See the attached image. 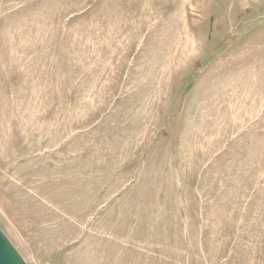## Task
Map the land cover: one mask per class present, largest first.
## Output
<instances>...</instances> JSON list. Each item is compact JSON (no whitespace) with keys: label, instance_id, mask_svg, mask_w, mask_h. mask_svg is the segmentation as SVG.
<instances>
[{"label":"rangeland","instance_id":"374dc122","mask_svg":"<svg viewBox=\"0 0 264 264\" xmlns=\"http://www.w3.org/2000/svg\"><path fill=\"white\" fill-rule=\"evenodd\" d=\"M0 227L28 264H264V0H0Z\"/></svg>","mask_w":264,"mask_h":264},{"label":"water","instance_id":"95a60500","mask_svg":"<svg viewBox=\"0 0 264 264\" xmlns=\"http://www.w3.org/2000/svg\"><path fill=\"white\" fill-rule=\"evenodd\" d=\"M0 264H28L1 227Z\"/></svg>","mask_w":264,"mask_h":264}]
</instances>
